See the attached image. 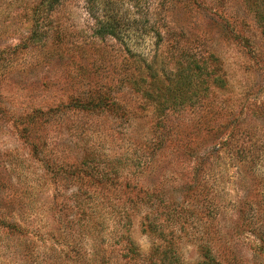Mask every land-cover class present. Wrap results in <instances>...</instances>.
I'll list each match as a JSON object with an SVG mask.
<instances>
[{"label": "rangeland", "instance_id": "374dc122", "mask_svg": "<svg viewBox=\"0 0 264 264\" xmlns=\"http://www.w3.org/2000/svg\"><path fill=\"white\" fill-rule=\"evenodd\" d=\"M247 1L0 0V264H133L127 237L137 264L168 244L174 264H264V29ZM128 50L225 84L206 82L200 120L159 123L120 83ZM97 94L117 114L66 109Z\"/></svg>", "mask_w": 264, "mask_h": 264}, {"label": "trees", "instance_id": "16d2710c", "mask_svg": "<svg viewBox=\"0 0 264 264\" xmlns=\"http://www.w3.org/2000/svg\"><path fill=\"white\" fill-rule=\"evenodd\" d=\"M88 1H90V3L92 2L93 5L95 0H88ZM246 4L249 7L250 6L254 7V17H256L261 24L263 23V25L261 26L264 29V0H248ZM119 23L120 22L118 20L112 19V21H110V23L107 25V30H108L107 32L116 38H119L118 36L119 33L117 32L118 30L117 25H119ZM99 27L101 29L102 24H100ZM129 52H130L129 55L130 58L135 56V54L131 55V51ZM180 56L189 58V55H185V54L183 55L180 54ZM136 58L129 59V60H133L134 62V68L132 71L129 61L128 63H123L125 67L122 65L121 69L124 71L125 68L124 73H126V75L125 76L124 74L122 75V77L123 76L124 77L121 78L120 83L128 82L129 84H131V87L134 88L133 91H135L136 93L141 92V96L142 98H144V100H146L147 105L154 103V107L156 111L155 116L156 119L158 120L157 122L159 123H164L162 121L168 116L170 112L173 113L179 112L185 106L191 107L193 111L191 115L193 114L192 116L193 117L195 116L196 120H198V117L200 116L199 117L200 120L203 117L201 113L205 112L203 108L207 107L206 95L208 93L209 85L206 82L209 79H211V84L218 88H221L225 84V81L219 78L218 76H215L214 74L211 76V73L213 72L206 71V66L203 61H202L203 65H200L198 62H194V63L192 62V69L190 67H187L188 71H184L182 67L180 68L177 66L176 68L169 69L166 71L160 69L159 72L158 71L159 69L156 68L154 64L151 63V61L148 62L145 59L139 58V56H136ZM178 63L179 62H176V64ZM108 94L109 92L106 91V96L109 98ZM106 96L104 94L103 95L97 94V96L95 95V97L90 96L88 100H83L82 96H75V97L71 96L68 97L69 101L68 104L66 105L70 108L66 107V109L91 113L97 111L96 109H102L105 106L107 108L109 107L111 108L112 107L111 104L105 105L106 102H104V100L106 99ZM101 102H104V104L102 105ZM116 108L118 107H115V110ZM111 111L114 110L112 109ZM259 111L261 112V110ZM32 113L34 116L42 114L41 111L39 110H34ZM33 115L31 116L32 118ZM123 115H126L124 111H122L119 118H123ZM28 116L29 115L27 114L25 117ZM18 118H21V115H19ZM20 123L23 125L21 132L23 134H26L28 130V125L31 122H27L22 118ZM219 147L220 146L217 145L214 146L213 148H217L218 150ZM146 152L149 154L148 149H146ZM118 160H116V162L114 161L113 168L115 170H116L115 166L117 165L116 163ZM89 162L90 161L88 160L86 163ZM91 169L98 172V169L96 170V168L94 167H92ZM99 173H101L100 176L101 180L105 176H107L106 173H104L102 170H100ZM125 240H126L125 250L127 251L126 257H130L131 260L130 259L129 260L132 261L133 264H137L133 259L134 257L139 256L140 252L139 250H137L136 246L130 241L129 237L125 238ZM173 248L174 247L172 245L168 244L167 247H163L160 249L159 247H156L153 252L150 250L148 263L157 264L154 259L155 258L154 255L156 254H160L158 257L159 260L156 259L160 262V264L176 263ZM204 248H205L204 258L206 260H210L212 257L214 258V256H211L208 246H204Z\"/></svg>", "mask_w": 264, "mask_h": 264}]
</instances>
